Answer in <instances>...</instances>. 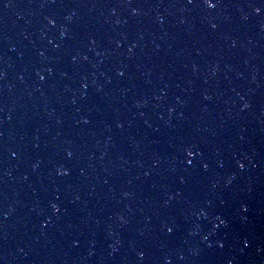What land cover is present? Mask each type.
Returning a JSON list of instances; mask_svg holds the SVG:
<instances>
[{
  "label": "water",
  "instance_id": "obj_1",
  "mask_svg": "<svg viewBox=\"0 0 264 264\" xmlns=\"http://www.w3.org/2000/svg\"><path fill=\"white\" fill-rule=\"evenodd\" d=\"M215 3L0 0V264H264V0Z\"/></svg>",
  "mask_w": 264,
  "mask_h": 264
},
{
  "label": "snow or ice",
  "instance_id": "obj_2",
  "mask_svg": "<svg viewBox=\"0 0 264 264\" xmlns=\"http://www.w3.org/2000/svg\"><path fill=\"white\" fill-rule=\"evenodd\" d=\"M205 3L207 4V6L209 8H214L216 7V3L215 0H205ZM256 11L259 13L261 11V9L259 7L256 8ZM43 78V77H42ZM247 107V105H245ZM69 155H71V153H69ZM189 155H193V153L191 152V150L189 151ZM191 163V162H190ZM241 167H243V164L240 165ZM205 167H207V165H205ZM55 207V205H54ZM57 211H59V209L57 208ZM221 223H224L223 220L220 221ZM172 229H169V231H171ZM247 243V242H246ZM141 255H143V253H141Z\"/></svg>",
  "mask_w": 264,
  "mask_h": 264
}]
</instances>
